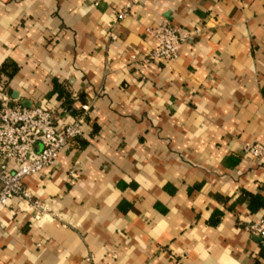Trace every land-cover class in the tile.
<instances>
[{
  "label": "crops",
  "instance_id": "1",
  "mask_svg": "<svg viewBox=\"0 0 264 264\" xmlns=\"http://www.w3.org/2000/svg\"><path fill=\"white\" fill-rule=\"evenodd\" d=\"M127 1L0 0L9 103L62 121L90 103L24 178L47 210L0 206V264H264L244 229L264 217V158L243 151L264 145V0H135L116 19ZM162 20L197 34L144 63Z\"/></svg>",
  "mask_w": 264,
  "mask_h": 264
},
{
  "label": "built area",
  "instance_id": "2",
  "mask_svg": "<svg viewBox=\"0 0 264 264\" xmlns=\"http://www.w3.org/2000/svg\"><path fill=\"white\" fill-rule=\"evenodd\" d=\"M133 2L135 0H128L116 14V19L123 18ZM146 30L154 38L155 46L143 57L144 63L173 61L179 46L197 34L196 29L177 30L166 20ZM108 37L115 39L111 29ZM133 57L130 56L131 59ZM89 109L90 103L84 102L67 121H62L48 107L24 106L18 102L10 104L0 86V206L18 198L29 201L36 214L47 210L45 204L32 197L23 182L24 178L55 165L58 153L82 134L85 114ZM243 151L253 158H264V145L261 143H245ZM244 229L257 237L264 248V217L246 223Z\"/></svg>",
  "mask_w": 264,
  "mask_h": 264
},
{
  "label": "trees",
  "instance_id": "3",
  "mask_svg": "<svg viewBox=\"0 0 264 264\" xmlns=\"http://www.w3.org/2000/svg\"><path fill=\"white\" fill-rule=\"evenodd\" d=\"M4 70V69H3ZM9 76H11V74H9Z\"/></svg>",
  "mask_w": 264,
  "mask_h": 264
}]
</instances>
